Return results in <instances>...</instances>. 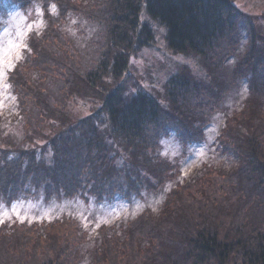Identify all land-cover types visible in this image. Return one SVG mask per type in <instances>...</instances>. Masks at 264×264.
Masks as SVG:
<instances>
[{"label":"trees","instance_id":"obj_1","mask_svg":"<svg viewBox=\"0 0 264 264\" xmlns=\"http://www.w3.org/2000/svg\"><path fill=\"white\" fill-rule=\"evenodd\" d=\"M10 1L22 4V0ZM236 1L56 0L57 14L49 13L47 28L29 36L24 60L11 74V82L17 84L16 93L21 92L30 100L27 103L25 99L24 113L25 107L33 105L41 115L24 116L26 136L18 143L11 141L10 136V146L0 126V142L4 144L0 147L8 156L17 155L7 156L11 160L5 159L0 169V200H10V194L16 191L13 198L32 196L49 200L142 192L146 184L134 182L145 179L126 169L127 160L131 161L137 153L136 158L142 159L148 145L157 146L163 135L175 130L181 132L182 139L203 135L209 125L205 121L207 110L219 104L215 97L220 95L222 85L227 84L228 79L222 78L220 72L225 61L239 51L243 17L253 11L264 16V0H255L251 8H243L241 4L238 7ZM70 14L83 16L100 27L106 25L105 37L100 39L103 43L98 42L97 36L93 40L101 44L91 66L83 64L80 52L70 45L62 28ZM156 26L164 33L158 37L164 43L163 52L173 57L169 62L176 63L175 58L180 55H195L203 57L211 73L220 71L205 82L207 88L182 63L162 65L170 73L163 83L164 98L148 91L146 81L142 86L138 82L137 93L128 97L125 86L116 85L134 70L130 66L133 54L152 45ZM261 33L262 37L249 31L250 46L237 66L238 72L258 77L257 83L252 81L251 91L259 93L262 92L258 85L264 84V64L259 62L264 60V31ZM257 37L261 44L255 43ZM226 48L228 55L218 60ZM52 76L62 80L63 91L85 83L90 91L102 93V102L89 116L76 121L80 126L74 131L56 128V124H69L66 123L69 119H62V113L42 114L50 104L51 111L56 103L52 104L50 91L41 84ZM206 95L212 100H205ZM253 100L247 101V108L227 116L219 135L218 144L226 154H232L231 145L236 148L245 145L242 153H246L247 160L237 170L227 173L209 166L169 192L159 217L151 210L146 211L129 223L103 229L91 242L82 235L81 227L78 231L76 223L66 216L48 223H8L0 227V264H264V220H250L248 211L251 206L264 207V175L260 176V169H264V117L253 110ZM6 133L10 135L7 129ZM121 138L131 141L133 152L106 150L107 144ZM41 143L52 146L54 156L35 167L36 151L28 155L21 148L23 144L39 149ZM98 147L105 149L106 155L95 161L91 150L97 151ZM109 153L122 163L117 168L118 177L111 179L126 182L130 178L128 186L110 188L106 182L109 180H97L99 175L108 178L98 167H105L103 160H108ZM254 156L259 157L262 168L256 163L254 168L250 167L248 161ZM143 163L144 159L139 167L146 178L149 174L141 167ZM72 225L76 226L75 233L69 230Z\"/></svg>","mask_w":264,"mask_h":264},{"label":"rangeland","instance_id":"obj_2","mask_svg":"<svg viewBox=\"0 0 264 264\" xmlns=\"http://www.w3.org/2000/svg\"><path fill=\"white\" fill-rule=\"evenodd\" d=\"M5 1L7 2H0V51L9 49L12 45L20 46L18 49L11 50L10 59L14 61V67L10 69L7 65L0 67V126H2L1 128L4 132L2 136H4L5 142L10 146V143H8L10 136H12L11 141L13 140L16 143L20 140L22 141L26 136L25 131L27 129L25 118L32 115H41L33 105L25 107L27 111L24 113V105L29 103L30 100L25 97L24 94H21V92L20 95L16 93L15 88H17V84L14 85L13 82H11V74L16 71L19 63L24 60L25 51L28 48L29 36L32 33L39 34L47 28L48 14H57L58 5L56 0H22V4L20 2H11L10 0ZM57 1L60 2L61 0ZM235 3H238V7H240L241 4L243 8H251L255 0H237ZM243 18L244 21L241 27L242 32L239 37L240 42L237 44V50L239 51H237L234 58L231 57L225 61L223 71H214V73L220 72L221 77L228 80L227 84L224 86L222 85L220 95L215 97V101L219 104L213 109L207 110V120L205 121L209 122V125L205 130H201L203 132L201 134L203 135L200 136L197 134L194 135V137L191 136L190 139L186 136V138L182 139L181 132L175 130L169 134L163 135L162 138L159 139L157 146L148 145V149L145 151V156L142 159L136 158L137 153L133 156L131 161L127 160L126 169H129L130 173H136L138 177H143L145 179L143 182L133 181L134 183L146 184L144 189L141 190L142 192L138 194L133 192L132 194L114 193L113 195H104L102 197H98L97 195H80L81 197L79 196V198L75 199L49 200L46 197L33 199L32 196L13 198L12 196L16 195V191L13 195L10 194V200H0V227H5L8 223H48L58 219V217L66 216L67 219L70 218V220L76 223L75 225L79 228L78 231H80L81 227L84 237H87L90 242L95 241L103 229L109 230L112 226L125 222L129 223L140 217L146 211L151 210L154 215L159 217L165 208V201L168 199L169 192L179 183L184 184L186 181L191 180L197 172H201L203 169L211 166L228 173L237 170L242 163L244 164V161L247 160L245 157L246 153H242L245 145L242 146L243 148H236L231 145L232 154L229 152L226 154L218 144L219 135L225 127L227 116L236 113L237 110L247 108V101L250 98L254 99L255 108L252 107L253 110L255 109L264 117V84L262 86L261 82L259 85L257 84L261 88L260 90L262 93L252 92V81L257 83L256 79H258V77H253L252 74L250 75L251 77H248L246 74L237 71L239 60L244 57L247 51L246 49L249 48L251 43V39H249L248 36L249 31H252V34L256 32L260 36L263 35L261 30L264 31V16H260L253 11L249 16ZM68 19L62 28L68 40L71 42L70 45L73 44L72 46L80 52L83 64L91 66L92 60L96 58L95 55L98 45L101 44H97L93 42V40L97 36L98 42H102L100 39H104L105 37L107 31L106 25L103 24L101 25L102 27H100L99 25L91 24L83 16L80 17L78 15L70 14ZM154 32L155 38L152 41V45L137 50V52L133 54L134 56L130 66H132L134 70L131 71V75L128 74L127 76H123L124 78L116 83V85L122 84L125 86V95L127 97L134 95L139 89V87L136 86L137 83L140 82L142 86L144 81H146L148 91L150 90L159 98L160 96H165L163 83L170 77V73H168L162 65H175L176 63L189 66L191 73L194 74L198 83L201 84L203 88H207L208 86L206 83L209 82L210 77L213 79L214 73H211L207 68L203 57L197 58L195 55H191V57L180 55L175 58L176 63L169 62L173 57L168 55V52H163L165 47L164 43H162L160 39L158 41V37L164 34L163 30L159 26H156ZM255 43L261 44L260 38L257 39ZM24 45H27V47L25 48ZM72 50L73 49H71L70 53H72ZM227 50L228 48H226L225 52L219 54L218 60H221L224 54L228 55ZM17 52L20 53L19 58H17ZM73 56V53L70 54L71 59ZM218 60L215 62H219ZM259 62L264 64V60H259ZM27 72L28 71H26L25 74L29 76ZM236 74L240 75L235 76ZM217 75L220 74L218 73ZM37 78H39V75L36 79ZM124 79L125 82L123 81ZM259 79H261V77ZM41 84L50 91L52 104L56 102L51 111L50 104L45 108V113L42 114L58 113V115H60L59 113H62V119L64 121L69 119L66 122L69 124L66 126L56 124V128L61 129V131L62 128L65 129L64 131L68 130L67 132H69L70 129L73 131L76 130V128L80 126V124L76 125V121L82 120L93 113L103 100L101 98L102 93L96 90L95 92L90 91L87 89L85 83L80 86L74 85L75 87L73 86V89H71L72 86H70L67 91H63L62 80L52 76V78H46ZM257 85L255 84V86ZM65 88L66 87H64V89ZM23 90L26 92L25 88H23ZM212 98L211 96L209 98L208 95L204 97L207 101H211ZM25 99L27 103H25ZM6 124L9 126L7 127ZM97 126L100 127V124ZM6 129L9 130L10 135L6 133ZM73 131L71 135L74 134ZM67 132H65V135H68ZM81 133L83 134V132ZM54 135L56 134L54 133ZM1 144H3L2 141L0 142V145ZM40 145L42 148L38 149L35 146H25L22 144L23 148H21L22 151L28 155L36 151L38 160H36L35 167H39L44 161H50L54 156L52 146L45 143H41ZM136 145L137 144H135V146ZM105 147L108 148L106 150L118 149L119 151L129 150L133 152V149H131V141L128 138H121L116 141V143H109ZM2 148L3 147H0V169L5 165V159L6 161L8 160V162L11 160L7 159L8 155ZM19 148L20 147H17L18 155H20ZM98 148L97 151L91 150L92 157L95 161H99V159H102L104 155H106L105 152V154L103 153L105 149ZM249 149L250 148H248V151ZM13 156L8 157L15 158L17 155ZM114 159H116L114 155L109 153L108 160L107 158L103 160L105 167L102 168V166L99 165L98 171H104L108 178H105V175H99L97 176V180L99 182L109 180L106 182H109L110 188L121 189L129 185L128 181L130 178L126 179V176H124L126 182H120L116 178L114 181L111 179L113 178L112 176L118 177L120 171H118L117 168H120L122 165L118 158L116 161ZM143 159L144 163L141 167L144 166L143 169L145 168L144 170L150 175H146V178L143 176L145 173H142V169L139 167ZM28 160L29 157L26 158L25 166L28 165ZM258 160V156L249 159L248 162L250 167L254 168L256 163L258 168H262L259 167L261 164ZM113 163L115 164L113 165ZM124 163L126 165V160H124ZM121 170L123 171V168H121ZM122 174L125 175L126 172H122ZM261 175H264V169H260V176ZM95 188L98 189V187ZM248 211L250 220H252V218L257 222L264 220V207L259 209L255 206H251ZM75 225L69 228V230L74 233L76 228ZM82 263L87 264L85 262Z\"/></svg>","mask_w":264,"mask_h":264},{"label":"snow or ice","instance_id":"obj_3","mask_svg":"<svg viewBox=\"0 0 264 264\" xmlns=\"http://www.w3.org/2000/svg\"><path fill=\"white\" fill-rule=\"evenodd\" d=\"M19 45H12L11 48L5 49L3 51H0V67H4L5 65L8 66V68L14 67V61L10 59V54L12 49H18ZM26 48L27 45H24ZM20 53L17 52V58H19Z\"/></svg>","mask_w":264,"mask_h":264}]
</instances>
